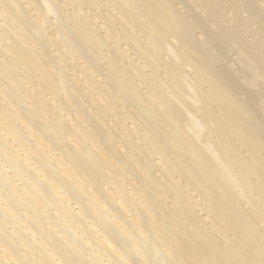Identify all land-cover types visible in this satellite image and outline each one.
Returning <instances> with one entry per match:
<instances>
[{
	"label": "bare ground",
	"instance_id": "obj_1",
	"mask_svg": "<svg viewBox=\"0 0 264 264\" xmlns=\"http://www.w3.org/2000/svg\"><path fill=\"white\" fill-rule=\"evenodd\" d=\"M175 1L0 0V264H264L247 122L264 134V117L215 59L252 106L209 92L191 56L199 28L225 56L240 41ZM237 1L264 33V5ZM255 45L247 85L264 94Z\"/></svg>",
	"mask_w": 264,
	"mask_h": 264
},
{
	"label": "rangeland",
	"instance_id": "obj_2",
	"mask_svg": "<svg viewBox=\"0 0 264 264\" xmlns=\"http://www.w3.org/2000/svg\"><path fill=\"white\" fill-rule=\"evenodd\" d=\"M185 3H183V0H177L174 2L175 9L179 11L182 14L189 13L188 15L191 16L189 19V22L192 24L195 23V16H198L200 19H202L204 22H206L207 27L209 30H211L213 33H220L221 31H232L237 34L238 39L240 42H233L234 44L228 48L226 56L219 53V51L216 49V47L213 45V42L208 40L207 35L204 33L205 30H197V35L199 36V42L195 45L196 48L194 50V53L191 55L192 60H194L195 63L192 62V64L198 66L201 70L207 71L208 73L212 74L211 76L216 77L215 84L207 85L206 89L211 92V88L213 85H219L220 89L226 90L228 95L232 93V95H235V97L246 107L252 106L249 104V102H246V93L240 92L237 93L234 90V86L230 82H224L222 79L214 72L213 66L209 59H215L217 62V66H223L227 69V72H230L235 78H237L238 82L242 84V86H245V89L247 91V94H253L256 97V100L254 101L255 106L252 110H247V114L250 116V118H254L257 116V113L262 114L264 117V94H262V88L259 85L254 86H248V79L250 78L251 70L249 68L250 66V52L247 50L246 46H249L252 53L255 54V44H259V41L261 40L264 43V33L263 31L258 27L255 17L253 16H247L246 12H243L242 15L245 13V18L249 22H245L237 16V12L240 11V3L237 0H211L210 3L204 2V0H197L195 3L191 0H184ZM258 3L260 2V5H264L261 3H264V0H257ZM262 1V2H261ZM264 12V10H262ZM232 23V24H231ZM227 24H230L233 26V28H230ZM234 24H241V26L245 29H249L250 32L246 34V31L244 29H236L234 27ZM235 28V29H234ZM49 31V32H48ZM47 33L51 34L50 29L47 30ZM206 37V38H205ZM141 38V40H143ZM173 39V37H171ZM256 41V43H255ZM202 50H204V54L202 53ZM220 64V65H219ZM190 67V65H187ZM261 69V68H260ZM192 72V71H191ZM150 73V72H148ZM192 76H195V73H190ZM249 74V75H248ZM188 75V74H187ZM190 75L187 76L186 80L190 83V86L194 87L193 83H191L192 79L189 78ZM246 79H244V77ZM249 77V78H248ZM227 85L224 87V84L220 80ZM246 80V81H245ZM248 84V85H247ZM243 86V87H244ZM223 90V91H224ZM226 93V92H225ZM195 100L199 102L198 96L196 95ZM122 105L119 104V107ZM197 114H200V118L203 117L202 114L197 112ZM262 118V116H261ZM264 119V118H263ZM247 122L249 123V126L253 128V133L251 131L250 141H256L255 147L251 146V151L254 152L255 155H259L260 158H263L264 160V134H260L258 129L262 126V123H253L250 122V119L247 118ZM130 123V122H129ZM128 126L132 127V124L130 123ZM215 125V124H214ZM209 128H212V125H208ZM249 138H245L242 144H249ZM237 142V141H236ZM225 159H227L225 157ZM226 162V160H224ZM264 165V163H263Z\"/></svg>",
	"mask_w": 264,
	"mask_h": 264
}]
</instances>
